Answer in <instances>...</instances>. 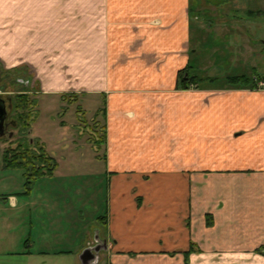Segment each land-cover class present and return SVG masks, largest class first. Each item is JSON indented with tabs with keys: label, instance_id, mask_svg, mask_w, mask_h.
Listing matches in <instances>:
<instances>
[{
	"label": "crops",
	"instance_id": "0c3cea01",
	"mask_svg": "<svg viewBox=\"0 0 264 264\" xmlns=\"http://www.w3.org/2000/svg\"><path fill=\"white\" fill-rule=\"evenodd\" d=\"M204 1L0 0L4 68L101 96L108 177L95 239L84 201H29L27 222V201L0 200V264H85L97 238L107 248L88 264H264V64L255 87L210 79L230 73L180 84L202 43L192 32L238 24Z\"/></svg>",
	"mask_w": 264,
	"mask_h": 264
},
{
	"label": "rangeland",
	"instance_id": "374dc122",
	"mask_svg": "<svg viewBox=\"0 0 264 264\" xmlns=\"http://www.w3.org/2000/svg\"><path fill=\"white\" fill-rule=\"evenodd\" d=\"M198 1L194 0V4ZM212 1L219 5V13H224L229 20L237 19L238 24L228 23L223 27L220 23L215 25V31L192 32L193 39L198 36L202 43L192 53L191 72L203 78L201 81H207L206 77L211 73L231 75L245 72L252 75L254 64H259L258 70H261L264 64L261 44L264 37V0H249L247 6L239 8L229 5L232 0H205L206 10L207 4ZM199 7L196 5V8ZM248 9L256 13L249 14ZM218 16L214 14L209 18ZM214 80L215 83L225 82L224 76ZM21 93L26 96L27 104L18 108L15 102ZM0 95L6 100L7 115L13 119L8 129L13 132L12 136H0V200H5V197L10 200L9 196L13 193L19 202L27 201L24 214L27 215V222L30 220L29 201L45 202L48 206L53 205L55 200L84 201L85 208L90 212L92 238L95 239L103 233L104 225L98 219L106 213L108 199V177L103 173V159L98 157L104 153V146L95 145L91 138L100 135L105 122L101 96L44 91L28 67L8 70L1 61ZM19 141L36 150L40 145L44 146L56 159L52 172L28 178L24 168L7 167L3 151L9 146H16ZM62 185L68 188L59 195L56 187ZM14 211V208L9 210L10 217L14 216ZM65 219H68L67 216ZM98 264H107L104 256Z\"/></svg>",
	"mask_w": 264,
	"mask_h": 264
},
{
	"label": "trees",
	"instance_id": "16d2710c",
	"mask_svg": "<svg viewBox=\"0 0 264 264\" xmlns=\"http://www.w3.org/2000/svg\"><path fill=\"white\" fill-rule=\"evenodd\" d=\"M191 65L182 70H180V84L183 87H189L191 83H194L196 86H200V81L203 80L200 76L196 74H191L189 72ZM187 73V75H185ZM205 79V78H204ZM210 79H216L214 77ZM225 81L228 85L231 86H249L255 87L256 82L252 75L248 74H235L229 75L225 78ZM27 104L26 96L21 93L18 95V99L15 102V107H20L19 105ZM34 103V102H33ZM101 111H104V105L101 106ZM102 131L100 135H93L92 141L95 145L101 146L105 145L106 141V129L105 122H103ZM39 149L36 150L30 146L24 145V143H17L16 146H9L3 151V161L7 167H22L25 169V175L28 178H37L46 173H51L52 170L56 167V159L53 155L49 154L44 146H39ZM101 156V155H100ZM30 181V179L28 180ZM29 187V185H27Z\"/></svg>",
	"mask_w": 264,
	"mask_h": 264
},
{
	"label": "water",
	"instance_id": "95a60500",
	"mask_svg": "<svg viewBox=\"0 0 264 264\" xmlns=\"http://www.w3.org/2000/svg\"><path fill=\"white\" fill-rule=\"evenodd\" d=\"M9 98H11L9 96ZM9 106V105H8ZM7 116V104L6 100L3 96L0 95V135L4 134L5 132V117ZM103 243L100 244L99 238L96 239V243L94 245H90L83 249L80 257L82 259V262L85 264L90 263L92 260H94L97 257V253L99 250L103 248H107V240L103 239L101 240Z\"/></svg>",
	"mask_w": 264,
	"mask_h": 264
},
{
	"label": "flooded vegetation",
	"instance_id": "af4514ba",
	"mask_svg": "<svg viewBox=\"0 0 264 264\" xmlns=\"http://www.w3.org/2000/svg\"><path fill=\"white\" fill-rule=\"evenodd\" d=\"M5 123H6V125H5V132H4V134H2L0 136H4L5 134H7L8 136H12L13 132L12 131H9L8 129H9L10 125L13 124V119L9 115H7L5 117ZM100 244H102V243H100Z\"/></svg>",
	"mask_w": 264,
	"mask_h": 264
},
{
	"label": "built area",
	"instance_id": "2783aa9c",
	"mask_svg": "<svg viewBox=\"0 0 264 264\" xmlns=\"http://www.w3.org/2000/svg\"><path fill=\"white\" fill-rule=\"evenodd\" d=\"M259 84H264V81L263 80H259Z\"/></svg>",
	"mask_w": 264,
	"mask_h": 264
}]
</instances>
